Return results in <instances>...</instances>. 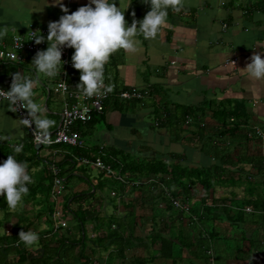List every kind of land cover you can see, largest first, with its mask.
Returning a JSON list of instances; mask_svg holds the SVG:
<instances>
[{
	"label": "crops",
	"instance_id": "1",
	"mask_svg": "<svg viewBox=\"0 0 264 264\" xmlns=\"http://www.w3.org/2000/svg\"><path fill=\"white\" fill-rule=\"evenodd\" d=\"M45 3L0 0V47H9L14 35L48 27L64 14L53 0ZM62 3L72 12L89 0ZM116 3L119 6V0ZM121 4H129L124 13L128 25L150 10L144 0ZM136 40V51L120 49L110 56L104 81L114 94L132 87H150L152 94L143 102L110 98L93 123L77 127L83 139L104 122L105 141L90 147L84 141L83 148L89 153L103 146L107 155L132 158L136 164L160 160L168 165V173L175 166L200 170L208 176V185L194 179L173 184L168 174L152 177L155 182L150 183L151 177L127 173L142 183L126 186L100 172L93 186L99 195L89 196L85 204L106 196L107 187L117 193L107 196L99 215L114 219L126 247L120 257L114 246V258L111 250L97 247L94 255L92 248L93 258L100 264H132L136 259L143 264H264V211L258 208L264 202V79L249 78L242 69L254 54L264 58V0H182L179 12L169 9L155 38L138 34ZM47 46L46 41L44 50ZM33 57L26 53L22 62H0V87L9 90L17 72L35 80L34 102L44 108L43 118L52 121L50 133L58 128L64 108L56 87L64 67L58 77L48 78L35 70ZM79 82L80 70L72 66L70 88L81 90ZM28 134L15 109L0 103V142L19 146ZM57 152L62 151L45 156L62 159L54 158ZM66 166L63 205L67 178L83 176L81 169ZM102 181L106 185L101 191ZM163 184L188 204L189 212L163 197ZM90 233L96 236L92 223L87 225V245Z\"/></svg>",
	"mask_w": 264,
	"mask_h": 264
},
{
	"label": "clouds",
	"instance_id": "2",
	"mask_svg": "<svg viewBox=\"0 0 264 264\" xmlns=\"http://www.w3.org/2000/svg\"><path fill=\"white\" fill-rule=\"evenodd\" d=\"M150 10L140 21L128 25L124 7L119 0H89V3L69 12L62 0H53L61 7L64 14L57 21L48 24V34L32 31L36 44L47 40V48L38 51L31 64L38 73L48 78L60 75L65 61L62 59L64 48H73L72 66L80 70V82L77 85L85 97L107 93L112 89L104 84V66L110 56L123 49L127 52L136 51V37L142 34L145 39L155 38L166 24L169 9L179 12L182 0H144ZM48 4V0L43 5ZM43 8V7H42ZM3 34L0 33V36ZM246 75L253 79H264V58L260 53L251 57V62L242 68ZM36 81L19 72L15 73L9 90L0 88V103H6L17 110V105L27 110L30 119H22L25 126L35 124L41 135H46L52 121L43 118L44 108L34 102ZM39 142V141H38ZM22 151V146L14 148L15 153ZM33 178L28 172L26 163L9 155L0 162V197H3L9 208H15L28 194V185ZM19 240L26 246H34L39 235L32 231H21Z\"/></svg>",
	"mask_w": 264,
	"mask_h": 264
},
{
	"label": "trees",
	"instance_id": "3",
	"mask_svg": "<svg viewBox=\"0 0 264 264\" xmlns=\"http://www.w3.org/2000/svg\"><path fill=\"white\" fill-rule=\"evenodd\" d=\"M96 115L93 119L87 123L91 124L95 121ZM79 125V124H78ZM78 125L75 128L78 130ZM79 131V130H78ZM22 146V151L19 153L14 152L16 146L8 145L6 143L0 142V162L7 159L9 155H14L15 158L28 166V172L33 178V183L28 185L29 192L23 197L24 203H32L33 209L36 210L35 219H31L27 213L18 214V219L14 222L13 227L10 232L0 230V264H73L70 260L76 254L78 247L81 246V251L78 255V264H100L99 261L93 258V254L90 255L88 251V235H87V225L89 223L93 224V231L96 233L95 243L96 246L101 248L102 251H110L114 246L119 250V256L123 257L126 239L120 232L119 226L114 224V219L109 217H100V210L104 207V199L99 196L96 202L91 204H85V200L89 196L99 195L97 194V187L92 188L95 191L92 192H79L76 195L64 196L65 203V215L66 211L72 214L76 220V229L71 232L68 231L64 235L62 230H55L53 213L55 210V203L52 199V184L53 175L51 173L50 166L52 163L56 162V165L61 169V174L66 173L64 167L70 165L72 168H76L78 162L72 158L74 156H85L88 152L83 148L72 147L67 144H54L49 146H42L40 150H37L33 139L30 134H28L27 140L19 145ZM53 153L54 150L60 149L62 152H57L54 155L62 157V159L57 160L49 159L50 156L43 152ZM64 155V156H63ZM105 161L111 163L115 169H122L123 173H138L145 177H156L160 174H168L170 179H172L173 184L178 183L183 179H194L203 183L206 187L208 185V176L203 175L202 171H181L178 166L172 168L171 172L168 173V165L160 160H153L150 163H139L136 164L134 160L128 158H120L119 154L107 155ZM86 167L83 166L79 172L81 175H86ZM74 175V174H72ZM71 177V176H70ZM150 178V179H151ZM69 178H67L68 180ZM157 179V178H156ZM106 182V180H105ZM100 182L99 190L105 188L106 183ZM114 183H117L114 180ZM165 199L167 196L162 194ZM177 197L175 194H173ZM178 198V197H177ZM99 204H98V203ZM74 203L78 205L75 209ZM258 208H263L264 202L261 203ZM13 208H9L5 199L0 197V227L5 223V217L1 218V212L5 211V216H11V211ZM45 218L47 225L49 226L47 230L36 232L35 227L41 219ZM66 219L68 220L67 216ZM21 231H32L39 235V241L34 246L26 247L19 240V233ZM80 235L79 237H76ZM167 241V240H164ZM95 247L92 251L95 255ZM114 250H111V257L114 258ZM15 253V257H10ZM170 257V255H168ZM132 264H143L142 260L136 259Z\"/></svg>",
	"mask_w": 264,
	"mask_h": 264
},
{
	"label": "built area",
	"instance_id": "4",
	"mask_svg": "<svg viewBox=\"0 0 264 264\" xmlns=\"http://www.w3.org/2000/svg\"><path fill=\"white\" fill-rule=\"evenodd\" d=\"M32 31H39L45 37L48 34V27L45 28H33L25 36L14 35L12 42L9 47H0V62H22L23 54L29 53L33 56L40 51L44 50V45L47 40L40 44H36L32 37ZM73 48H64L62 51V59L65 61L63 67L64 72L61 75L60 81L57 83V90L64 97V108L60 114V124L56 130L46 135H41L35 128V124L32 123L30 126H26L28 133L31 135L34 144H41L42 146H49L54 144H67L72 147L83 148L84 140L82 139L81 133L75 128L78 124L89 123L95 114H102L105 111L107 101L116 97L122 101H141L151 96L152 89L150 87L138 88L132 87L119 91L117 94L113 92H103L101 94L94 95L92 97H85L81 90H72L68 83L69 70L72 68L71 61V50ZM237 60L231 61L232 64H236ZM105 84V81H104ZM106 86V84H105ZM107 87V86H106ZM1 88V87H0ZM3 89V88H2ZM5 90V89H4ZM15 109V108H14ZM20 119H30L27 110L17 105L15 110ZM234 120V119H233ZM163 118L157 119L156 124H160ZM23 122V121H22ZM192 118H188L186 124H190ZM24 123V122H23ZM257 132L261 134V130L257 129ZM39 141V142H38ZM107 152L105 147L101 146L96 151L92 150L85 156H74L72 158L79 162L82 166H92L98 168L103 174L115 180L117 183L126 186H138L142 182L134 181L131 179L129 174L123 173L122 169H115L111 163L105 161ZM51 173L53 175L52 184V199L55 203V210L53 213V221L55 230H63L68 228V220L65 215V205L61 203V198L65 192V179L61 174V169L56 165V162L50 166ZM150 183L155 182V179H149ZM163 193L167 196L172 205L183 211L189 212L190 207L188 204L181 201L180 198L175 197L172 192L163 184ZM113 195H117L113 192ZM251 211V208L247 209Z\"/></svg>",
	"mask_w": 264,
	"mask_h": 264
},
{
	"label": "rangeland",
	"instance_id": "5",
	"mask_svg": "<svg viewBox=\"0 0 264 264\" xmlns=\"http://www.w3.org/2000/svg\"><path fill=\"white\" fill-rule=\"evenodd\" d=\"M95 130L93 131H89L87 133H85V135L83 136V140L85 141V146L90 147L91 145H100L102 142L105 141V134H106V126L104 124V122H99L96 126H95ZM44 153L47 152V150L45 149L43 151ZM130 160H135L130 158ZM69 164L66 166L68 167ZM77 169H82L83 166L78 162V165L76 167ZM86 175L83 176H75L74 178H69L68 180H66L67 183V194L70 195H76L79 192H91V189L93 188V186H95L98 181H100V170L98 168L92 167V166H86ZM65 177H66V173H65ZM105 195H103L104 200L108 199L107 196H109V198H113V194L111 192V187H107L104 190ZM64 195V194H63ZM100 195H102V193L100 192ZM24 199H22V201L17 205V207L13 208V210L11 211V216L7 217L5 216V211L1 212V218L5 217V223L2 225L4 226L3 228L0 227L1 232H4V230H6L7 232H10L14 222L18 219L19 215L18 214H22V213H27V215L31 218V219H35V214H36V210L37 208L34 210L33 209V204L30 203H24L23 202ZM98 203V202H97ZM99 204V203H98ZM77 204H75L76 206ZM78 207V206H77ZM77 207L75 209H77ZM110 208V206H109ZM66 216L68 218V228L63 229L62 233L64 235H66V233L70 230L71 232H78V231H74L76 229V220L74 219V217L72 216L71 213H69L68 211H66ZM48 225L46 222V219L43 218L39 221V223L36 225L35 227V231L36 232H40V231H44L48 229ZM80 235H77L76 237H79ZM90 239L92 240L90 242V244L88 245V253L91 255V249L93 247L97 248L96 243H95V236H92V234H89ZM94 244H93V243ZM81 251V246L78 247L77 249V254H74V257L72 258V263L73 264H77V262L79 261V253ZM106 254V253H104ZM10 257H15V253H13L12 255H10Z\"/></svg>",
	"mask_w": 264,
	"mask_h": 264
},
{
	"label": "water",
	"instance_id": "6",
	"mask_svg": "<svg viewBox=\"0 0 264 264\" xmlns=\"http://www.w3.org/2000/svg\"><path fill=\"white\" fill-rule=\"evenodd\" d=\"M42 148V145L41 144H36V149L37 150H40Z\"/></svg>",
	"mask_w": 264,
	"mask_h": 264
}]
</instances>
